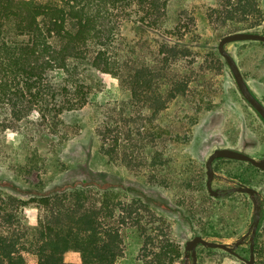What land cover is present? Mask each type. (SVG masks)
Instances as JSON below:
<instances>
[{
    "label": "rangeland",
    "instance_id": "1",
    "mask_svg": "<svg viewBox=\"0 0 264 264\" xmlns=\"http://www.w3.org/2000/svg\"><path fill=\"white\" fill-rule=\"evenodd\" d=\"M260 4L264 10V0ZM214 7L213 0H170L159 31L142 30L134 23L122 29L121 58L130 56L126 62L135 67L163 58L160 46H176L179 56L170 59L168 75L188 87L162 114L154 117L142 102H131L122 80L105 75L88 104L56 118L51 133L43 132L35 114L28 126L17 123L5 131L0 125V196L28 202L22 211L28 226L43 216L40 197L85 190L90 201L107 193L120 204L116 218L107 221L123 240L124 255L115 264H152L167 242L180 252L171 264H192L185 246L198 234L232 245L248 233L255 213L248 197L215 199L206 189V163L215 150L229 148L264 158V121L242 97L219 54L218 44L227 35L212 16ZM254 30L264 34V20ZM226 48L264 104V43L235 42ZM99 128L106 129L112 155L101 151ZM250 165L216 161L214 189L221 183L236 187L245 177L264 206V171ZM132 203L147 208L137 206L139 212L122 225L124 207ZM249 241L237 250L247 260ZM197 254L198 264H247L203 246ZM78 262L71 253L63 259L64 264ZM259 262H264V252L255 255ZM29 264H37V258L31 256Z\"/></svg>",
    "mask_w": 264,
    "mask_h": 264
},
{
    "label": "trees",
    "instance_id": "2",
    "mask_svg": "<svg viewBox=\"0 0 264 264\" xmlns=\"http://www.w3.org/2000/svg\"><path fill=\"white\" fill-rule=\"evenodd\" d=\"M169 1L0 0V125L5 131L18 127L17 123L28 126L35 114L43 132L55 131V119L85 107L105 75L122 80L131 102H142L154 117L162 114L188 87L168 75L170 59L179 56L176 46H160L163 58L135 67L131 60L126 62L130 56L121 58L120 45L127 23L159 31ZM213 1L210 11L223 34L258 32L254 29L264 20L260 0ZM97 133L103 154L112 155L115 150L108 148L106 129L99 128ZM123 159L129 162L126 155ZM245 179L241 183L251 187ZM38 203L43 216L35 226H28L22 214L28 202L0 196V264H29L31 256L37 264H64L69 253L78 256V264H115L123 257L121 233L107 226L120 204L107 193L90 201L85 190H62L40 197ZM137 206L147 208L127 204L122 225L139 212ZM262 227L264 206L256 256L264 252ZM179 253L167 242L157 250L152 264H171Z\"/></svg>",
    "mask_w": 264,
    "mask_h": 264
},
{
    "label": "water",
    "instance_id": "3",
    "mask_svg": "<svg viewBox=\"0 0 264 264\" xmlns=\"http://www.w3.org/2000/svg\"><path fill=\"white\" fill-rule=\"evenodd\" d=\"M235 42H262L264 43V34L259 32L257 33H247L239 32L234 34H229L221 39L218 44V51L221 57L225 60L227 66L229 67L235 82L237 84L238 90L240 91L242 97L245 101L258 113V115L264 121V104L258 100V98L252 92L250 86L248 85L246 79L244 78L235 58L227 50V46ZM219 159L247 162L253 165L254 167L264 171V158L257 160L247 154H244L240 151L222 148L215 150L207 160L206 169H207V190L211 197L217 198L220 196L221 191L215 190L213 188V182L215 178L214 163ZM229 194L234 193H244L248 194L251 198L254 207V220L250 227L249 232L240 238L234 244L228 243H217L204 239L202 236H195L193 239L189 240L185 246V257L186 259H192V264H198V254L197 249L199 246H203L208 249L213 250H222L231 255L238 257L240 260L244 261L247 264L255 263V238L260 224L261 219V205L257 199L258 191L252 187L248 186H239L231 188L227 191ZM250 237V259L247 260L238 255L237 249L243 246L246 242V239Z\"/></svg>",
    "mask_w": 264,
    "mask_h": 264
},
{
    "label": "flooded vegetation",
    "instance_id": "4",
    "mask_svg": "<svg viewBox=\"0 0 264 264\" xmlns=\"http://www.w3.org/2000/svg\"><path fill=\"white\" fill-rule=\"evenodd\" d=\"M220 160V159H219ZM244 163H247V162H244ZM248 164H250V163H248ZM253 166V165H252ZM256 168V167H255ZM215 171V170H214ZM206 172H207V169H206ZM206 176H207V173H206ZM216 180V172H215V178H214V182H213V188H214V183L216 182L215 181ZM227 185H225L224 183H221L220 184V186L218 187V188H216L215 190H220L221 191V193H220V196L219 197H217V198H215V199H226V198H232L234 195H237V194H242V195H245L246 197H248V200L249 201H251V198H250V196L248 195V194H244V193H234V194H229V193H227V191L228 190H230L231 188H235V187H231V188H229V187H226ZM239 186H246L244 183H238L237 184V186L236 187H239ZM206 189H207V181H206ZM207 192H208V190H207ZM209 193V192H208ZM210 195V194H209ZM257 199H258V201H259V192H258V194H257ZM252 202V201H251ZM259 203H260V201H259ZM260 205H261V203H260ZM261 208H262V205H261ZM261 212H262V210H261ZM253 220H254V218H253ZM260 222H261V219H260ZM253 223V222H252ZM259 226H260V224H259ZM259 229V228H258ZM250 230V229H249ZM249 232V231H248ZM257 233H258V231H257ZM257 236V235H256ZM247 241L248 240H250V237H248L247 239H246ZM255 240H256V238H255ZM245 242V244L246 243H248V242ZM244 244V245H245ZM250 245H251V242L249 241V250H250ZM200 247V246H199ZM240 248V247H239ZM238 248V249H239ZM237 249V250H238ZM197 253H198V249H197Z\"/></svg>",
    "mask_w": 264,
    "mask_h": 264
}]
</instances>
